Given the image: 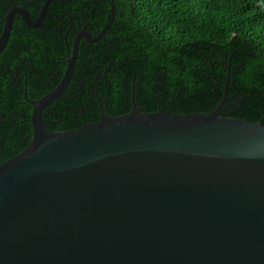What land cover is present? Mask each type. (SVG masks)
<instances>
[{
	"label": "water",
	"instance_id": "1",
	"mask_svg": "<svg viewBox=\"0 0 264 264\" xmlns=\"http://www.w3.org/2000/svg\"><path fill=\"white\" fill-rule=\"evenodd\" d=\"M50 2L35 21L9 11L0 55L14 16L39 29ZM110 23L95 37L81 30L59 83L27 101L32 137L0 163V264H264V127L222 117L224 99L185 115L132 101L122 116L45 128L80 39L98 42Z\"/></svg>",
	"mask_w": 264,
	"mask_h": 264
},
{
	"label": "trees",
	"instance_id": "2",
	"mask_svg": "<svg viewBox=\"0 0 264 264\" xmlns=\"http://www.w3.org/2000/svg\"><path fill=\"white\" fill-rule=\"evenodd\" d=\"M45 2L0 0V35L12 8L35 21ZM109 23L98 42L80 39L68 87L42 112L48 131L125 115L132 101L185 115L211 113L223 99L222 117L264 127V0H51L39 29L14 16L0 55V163L32 137L23 94L37 100L53 89L76 35L95 37Z\"/></svg>",
	"mask_w": 264,
	"mask_h": 264
},
{
	"label": "flooded vegetation",
	"instance_id": "3",
	"mask_svg": "<svg viewBox=\"0 0 264 264\" xmlns=\"http://www.w3.org/2000/svg\"><path fill=\"white\" fill-rule=\"evenodd\" d=\"M19 79V78H18ZM20 80V79H19ZM37 80H39V79H37ZM36 80V81H37ZM55 80V79H54ZM25 85H26V82H25ZM17 87H18V89H19V91L20 92H22V90H21V83L19 82L18 84H17ZM24 95H25V93L23 94V99H24ZM25 100V102H27L28 101V99H24ZM27 104H28V102H27ZM22 109H24V106H22ZM23 115V114H22ZM24 130H25V128H24V126H23V124H22V143L25 141V135H24Z\"/></svg>",
	"mask_w": 264,
	"mask_h": 264
}]
</instances>
